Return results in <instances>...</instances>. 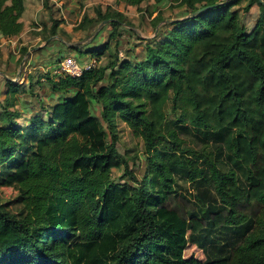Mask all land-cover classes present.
Instances as JSON below:
<instances>
[{"label": "trees", "instance_id": "obj_1", "mask_svg": "<svg viewBox=\"0 0 264 264\" xmlns=\"http://www.w3.org/2000/svg\"><path fill=\"white\" fill-rule=\"evenodd\" d=\"M174 1L182 15L154 17L141 58L119 48L121 11L84 15L79 28L111 31L76 47L96 56L80 76L45 74L49 103L6 78L0 264H264V0ZM24 10L0 0L1 37L22 31ZM122 130L140 149L119 150ZM180 189L192 208L174 205ZM189 243L203 259L185 256Z\"/></svg>", "mask_w": 264, "mask_h": 264}, {"label": "rangeland", "instance_id": "obj_2", "mask_svg": "<svg viewBox=\"0 0 264 264\" xmlns=\"http://www.w3.org/2000/svg\"><path fill=\"white\" fill-rule=\"evenodd\" d=\"M25 4L27 9L22 20V31L18 35L8 38L0 36V101L6 97V78H10L15 83H21L24 89H28L32 85L33 91L45 103H49L52 100L48 97L51 91L45 74L53 75L51 74L53 65L57 62L60 53L64 56H73L78 61L84 54L91 57L90 59L95 58V55L80 52L81 50H77L76 47L84 50L83 47L92 40V35L98 32L100 34L97 38L101 41L107 40L111 31V26L107 25V21H101L92 28H79L83 16L93 17L96 7L102 9L110 7L125 15L127 26L120 28L122 35L119 37L121 44L119 48L123 52L127 47H133L137 56L143 55L145 39L155 35L154 17L156 15L159 14L163 19L171 21L182 15L185 9L179 5L178 1L174 0H169L164 4H157L154 0H145L137 6L126 5L120 0H25ZM245 4L246 0H242L239 6L243 7ZM257 13L258 6L254 4L245 16L248 28L252 26ZM55 20L58 21L55 29L56 34L51 35V27ZM69 45L75 46V48L68 47ZM109 53L110 50H106L104 54H101L98 62L104 61ZM19 94L21 101L24 98L28 103L37 107V97L32 94ZM169 110L170 105L167 104L168 116L173 117ZM20 121L23 119L20 118ZM121 135L117 144L121 152H124V149L128 147L140 149L139 139L133 138L128 130H122ZM112 174L115 179H118L122 170L113 169ZM179 182L180 185H184L186 190L188 189V184ZM186 190L180 192L186 198L176 196L174 200V205L180 210L193 207L191 200L189 197L187 198ZM2 194L4 202L14 196V191L4 188ZM185 256L204 258L202 251L191 243L185 249Z\"/></svg>", "mask_w": 264, "mask_h": 264}, {"label": "built area", "instance_id": "obj_3", "mask_svg": "<svg viewBox=\"0 0 264 264\" xmlns=\"http://www.w3.org/2000/svg\"><path fill=\"white\" fill-rule=\"evenodd\" d=\"M120 54H122L120 52ZM95 65V59H90L89 61L81 64L73 56H64L57 63L53 65V72L61 75H71V76H80L83 71L92 68Z\"/></svg>", "mask_w": 264, "mask_h": 264}, {"label": "crops", "instance_id": "obj_4", "mask_svg": "<svg viewBox=\"0 0 264 264\" xmlns=\"http://www.w3.org/2000/svg\"><path fill=\"white\" fill-rule=\"evenodd\" d=\"M24 5H25V7H26V4H25V0H24ZM26 9L27 8H25V10H24V12H23V14H22V16H21V21L23 20V17L25 16V11H26ZM4 38V37H3ZM2 38V39H3ZM143 56V55H142ZM142 56H137L138 58H141ZM90 60V58L87 56V55H83L82 57H81V62L80 63H83V62H86V61H89Z\"/></svg>", "mask_w": 264, "mask_h": 264}, {"label": "water", "instance_id": "obj_5", "mask_svg": "<svg viewBox=\"0 0 264 264\" xmlns=\"http://www.w3.org/2000/svg\"><path fill=\"white\" fill-rule=\"evenodd\" d=\"M103 22H106V20H104Z\"/></svg>", "mask_w": 264, "mask_h": 264}]
</instances>
